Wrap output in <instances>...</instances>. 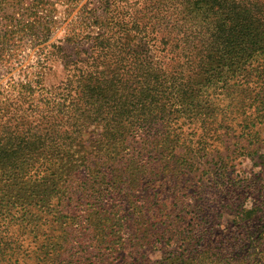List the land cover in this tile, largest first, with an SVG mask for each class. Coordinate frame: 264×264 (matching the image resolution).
<instances>
[{
    "label": "trees",
    "instance_id": "obj_1",
    "mask_svg": "<svg viewBox=\"0 0 264 264\" xmlns=\"http://www.w3.org/2000/svg\"><path fill=\"white\" fill-rule=\"evenodd\" d=\"M78 2L0 0V264H107L125 247L114 192L184 174L191 126L264 118V0H97L49 42ZM205 200L182 238L197 246L160 264H264V195L237 207L229 235L197 228Z\"/></svg>",
    "mask_w": 264,
    "mask_h": 264
},
{
    "label": "rangeland",
    "instance_id": "obj_2",
    "mask_svg": "<svg viewBox=\"0 0 264 264\" xmlns=\"http://www.w3.org/2000/svg\"><path fill=\"white\" fill-rule=\"evenodd\" d=\"M95 3L97 0H79L74 12L55 31L49 42H61L65 38L68 22L79 9L84 4ZM76 26L80 30L85 29L81 18ZM36 50L34 48L30 51L23 66H27L31 59L35 60ZM52 66V73L46 80L48 85L63 77L60 64ZM37 68L27 69L33 72ZM245 124L239 117L226 122L219 129V134L214 135L213 130L203 133L191 126L181 134V147L177 148V151L187 155L186 165L191 164L185 168L184 174H177L171 166L172 175L165 178L162 174L157 180L148 177V182L142 185L138 194L134 191L114 192L105 201L108 210L119 212L117 214L123 218L122 234L119 235L125 243L123 249L108 256L107 264H160L170 252L179 253L185 248L196 247L194 238L192 245L186 241L184 243L182 238L193 235V211L204 198L203 212L211 213V218L207 223H201L197 218L196 222L200 224L197 228L201 230L211 225L215 234L223 231L229 235L233 227H236L234 219L237 207H250L254 198L262 199L264 195V118L257 120L254 127ZM216 171H221L223 179L218 178L219 198L213 203ZM79 179L84 180V175L80 174ZM79 182L74 184L77 186ZM248 182L256 184L258 190L246 186ZM76 198L78 196H75L72 206H67L71 212H78L85 207L82 202H76ZM243 230H248L247 226H243ZM219 238L224 239V236ZM260 242H264V237Z\"/></svg>",
    "mask_w": 264,
    "mask_h": 264
}]
</instances>
